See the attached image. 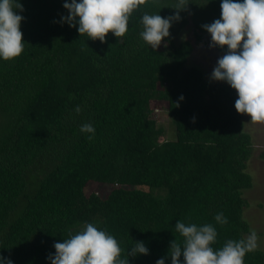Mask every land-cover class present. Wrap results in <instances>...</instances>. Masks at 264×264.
<instances>
[{
    "label": "trees",
    "instance_id": "obj_1",
    "mask_svg": "<svg viewBox=\"0 0 264 264\" xmlns=\"http://www.w3.org/2000/svg\"><path fill=\"white\" fill-rule=\"evenodd\" d=\"M19 2L24 51L0 58V256L51 264L54 244L88 223L118 241L121 259L144 242L149 254L129 256L128 264H171V242L184 243L178 221L212 225L214 251L246 239L242 190L251 187L252 143L238 98L227 83L186 66L192 45L172 38L187 22L195 39L210 34L202 25L221 18L222 0H188L156 50L140 35L142 16H172L177 0H149L125 36L109 32L104 43L62 22L66 0ZM158 102L174 127L171 140H159L163 130L150 117ZM86 123L95 129L91 140L80 131ZM89 182L109 189L85 192ZM221 212L226 224L215 220ZM244 264H264V253H247Z\"/></svg>",
    "mask_w": 264,
    "mask_h": 264
},
{
    "label": "clouds",
    "instance_id": "obj_2",
    "mask_svg": "<svg viewBox=\"0 0 264 264\" xmlns=\"http://www.w3.org/2000/svg\"><path fill=\"white\" fill-rule=\"evenodd\" d=\"M148 2L71 0L68 3L66 0L63 7L69 14L61 20L70 27H76L78 23L80 36L86 34L91 40L104 43L109 32L117 38L125 36L132 14ZM188 5V0H177L172 7L175 14L167 18L160 14H143V31L140 33L143 41L153 50L158 49L164 38L169 37L172 23L181 20L180 12L187 11ZM16 10L24 11L19 0H0V58L5 61L17 58L24 51L20 30L24 17ZM202 27L211 35L209 47L227 46V52L218 59L211 79L226 82L237 92L238 99L234 105L237 113L247 114L254 124H264V0H222L221 18ZM180 99L183 100V96ZM75 111L79 113L81 108L77 106ZM80 131L91 134L89 140L95 134L94 127L88 123L82 125ZM215 220L220 224L227 223L222 212L215 216ZM175 230L184 237V243L181 247L175 240L171 242L168 252L171 264H181V256L184 264H244L245 255L258 247L255 230H251L246 239L229 240L219 251L211 247L216 241L217 231L210 224L186 226L178 221ZM54 248L55 255L48 256L51 264H128L129 256L149 254L144 242L140 241L135 242L127 258L121 259L118 241L91 223L71 238L55 243ZM0 264L13 262L0 256ZM156 264H165V260L161 258Z\"/></svg>",
    "mask_w": 264,
    "mask_h": 264
},
{
    "label": "rangeland",
    "instance_id": "obj_3",
    "mask_svg": "<svg viewBox=\"0 0 264 264\" xmlns=\"http://www.w3.org/2000/svg\"><path fill=\"white\" fill-rule=\"evenodd\" d=\"M173 41L177 43L180 40H188L192 45L190 55L186 60V66H197L202 72L204 79L211 83H226L223 81H214L211 79L213 69L217 65L219 58L223 55L216 51L215 47H209L211 43L210 34H202L200 39H195L190 22H187L180 29H176L172 34ZM161 46V45H160ZM238 98V94L235 91ZM150 117L157 126L163 130L159 140H171L175 136L174 127L171 119L165 112V103L158 102L153 105ZM243 130L248 132L251 137L252 152L246 162V171L251 177V187L242 190V197L247 206L242 210V218L246 221L249 231L244 234L247 238L251 230H255L258 236V247L264 253V124H254L251 117L247 114L241 115ZM109 189L107 184H97L89 182L84 187L85 192H95L99 195L105 194ZM152 194H162L161 189H152Z\"/></svg>",
    "mask_w": 264,
    "mask_h": 264
},
{
    "label": "water",
    "instance_id": "obj_4",
    "mask_svg": "<svg viewBox=\"0 0 264 264\" xmlns=\"http://www.w3.org/2000/svg\"><path fill=\"white\" fill-rule=\"evenodd\" d=\"M216 51L219 52V53H221L222 55H224L222 52L218 51L217 49H216Z\"/></svg>",
    "mask_w": 264,
    "mask_h": 264
}]
</instances>
